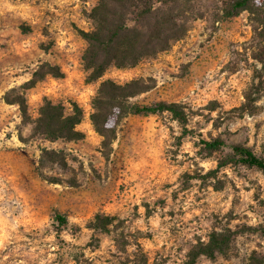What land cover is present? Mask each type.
Instances as JSON below:
<instances>
[{
    "label": "rangeland",
    "instance_id": "1",
    "mask_svg": "<svg viewBox=\"0 0 264 264\" xmlns=\"http://www.w3.org/2000/svg\"><path fill=\"white\" fill-rule=\"evenodd\" d=\"M95 1L0 0V264H186L195 243L225 228V252L193 264H253L264 256V173L228 163L207 174L229 148L208 155L199 143L220 137L264 157V98L253 112L240 109L264 44L251 14L221 18L222 0L195 1L203 15L167 50L88 82L79 30L91 28ZM42 62L63 76L26 84ZM133 78L151 86L134 101L177 102L186 121L127 114L104 147L91 99L101 80ZM6 97L22 98L28 118ZM44 98L81 108L80 139L32 132ZM96 214L112 217L106 230L90 227Z\"/></svg>",
    "mask_w": 264,
    "mask_h": 264
},
{
    "label": "trees",
    "instance_id": "2",
    "mask_svg": "<svg viewBox=\"0 0 264 264\" xmlns=\"http://www.w3.org/2000/svg\"><path fill=\"white\" fill-rule=\"evenodd\" d=\"M200 0H96L86 12L91 22L89 30H79L85 41L81 54L82 67L88 82L100 78L110 66L118 68L132 67L143 59L154 57L158 52L167 50L171 43L182 38L190 20L201 17L203 12L195 4ZM221 14L226 18L247 10L254 22V31L259 40H264V0H222ZM260 42V41H259ZM257 43L253 57L260 63L253 80L244 93V101L240 109L253 112L255 101L264 98V44ZM62 77L63 72L56 64L40 63L32 72L26 84H32L44 75ZM151 86L142 78H133L123 83L111 79L99 82L91 99L92 111L89 114L93 129L101 136L102 146H108L114 139L116 127L127 114H149L167 111L179 123L186 121L185 112L177 102L164 100L155 102L134 101L137 95L147 91ZM20 97V96H19ZM7 102L18 104L23 119L25 103L22 98ZM82 120V110L71 102L70 111H66L60 102L53 103L44 98L38 108V114L31 120L32 132L43 135L49 140H76L83 133L76 128ZM201 149L211 154L228 147L229 152L220 156L216 168L207 174H214L219 167L228 163H239L255 167L264 173V157L256 154L253 149L242 143L227 144L220 137L200 138ZM56 220L66 223L64 215L57 213ZM112 217L96 214L90 227L106 230V224ZM233 231L225 228L213 230L205 242L195 243L187 254L186 264H193L200 255L214 257L224 253L228 248ZM253 264H264V256L252 255Z\"/></svg>",
    "mask_w": 264,
    "mask_h": 264
}]
</instances>
